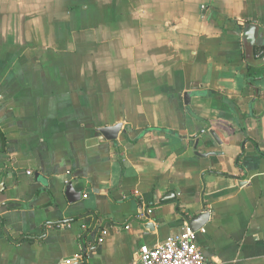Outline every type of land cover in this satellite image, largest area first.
<instances>
[{
  "label": "crops",
  "instance_id": "obj_1",
  "mask_svg": "<svg viewBox=\"0 0 264 264\" xmlns=\"http://www.w3.org/2000/svg\"><path fill=\"white\" fill-rule=\"evenodd\" d=\"M262 74L264 0H0V264H129L203 211L264 264Z\"/></svg>",
  "mask_w": 264,
  "mask_h": 264
},
{
  "label": "built area",
  "instance_id": "obj_2",
  "mask_svg": "<svg viewBox=\"0 0 264 264\" xmlns=\"http://www.w3.org/2000/svg\"><path fill=\"white\" fill-rule=\"evenodd\" d=\"M26 173L31 175L30 170ZM194 233L185 222L183 229L167 236L160 243L154 246L141 245L137 260L129 264H221L206 255L197 243ZM98 241H102V237H99ZM64 264H83V260L80 255H76L65 260Z\"/></svg>",
  "mask_w": 264,
  "mask_h": 264
},
{
  "label": "water",
  "instance_id": "obj_3",
  "mask_svg": "<svg viewBox=\"0 0 264 264\" xmlns=\"http://www.w3.org/2000/svg\"><path fill=\"white\" fill-rule=\"evenodd\" d=\"M243 37L248 40L250 43L254 44L257 40L258 37V29L256 27V25L254 24H247L245 26V29L243 31ZM264 77V74H262V76H260L259 78ZM258 78V79H259ZM252 88L255 90L256 95L258 94V90L257 87L255 85H252ZM196 91L194 90H190L188 92H185L183 95V99H184V103L186 105H189L190 103V98L192 95H196ZM121 128V124H115L112 126H105V127H101L99 128V132L102 134V136L104 138H106L107 140H114L117 137L118 132L120 131ZM209 133L212 135V137L214 138V140L217 143H221L219 138L217 137V135L214 133L213 130H210ZM194 149L197 148V143L194 144L193 146ZM198 155L200 156H208V155H215L217 152L211 151V152H196ZM37 176V175H36ZM3 183H4V178L2 177L0 180V191L3 189ZM169 197H174V194H170V196H166L164 198H169ZM149 213H151V208H147L145 211V215H148ZM209 218V213L207 211H203L199 214H197L196 216H194L191 219H187L186 223L188 224L189 229L192 232H196L198 229H200L207 221ZM149 227V226H148ZM151 227V225H150ZM87 251L86 247H83V253L85 254Z\"/></svg>",
  "mask_w": 264,
  "mask_h": 264
},
{
  "label": "trees",
  "instance_id": "obj_4",
  "mask_svg": "<svg viewBox=\"0 0 264 264\" xmlns=\"http://www.w3.org/2000/svg\"><path fill=\"white\" fill-rule=\"evenodd\" d=\"M252 47H253V53H257V48L256 47L254 48V46H252ZM247 69H248L247 75H249L251 78L259 76L261 73H263V71H258L254 66H250V64H248ZM225 100L231 104L230 100H228L227 98H225ZM5 143H6L5 136L0 131V151L1 152H3L5 150Z\"/></svg>",
  "mask_w": 264,
  "mask_h": 264
}]
</instances>
